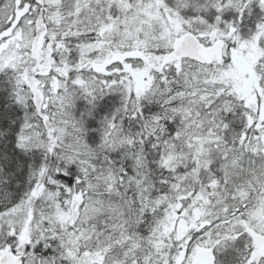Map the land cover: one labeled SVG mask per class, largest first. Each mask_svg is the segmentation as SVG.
<instances>
[{
    "label": "snow or ice",
    "instance_id": "obj_1",
    "mask_svg": "<svg viewBox=\"0 0 264 264\" xmlns=\"http://www.w3.org/2000/svg\"><path fill=\"white\" fill-rule=\"evenodd\" d=\"M0 264H264V0H0Z\"/></svg>",
    "mask_w": 264,
    "mask_h": 264
}]
</instances>
